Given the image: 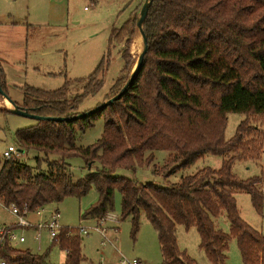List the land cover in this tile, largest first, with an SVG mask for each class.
Wrapping results in <instances>:
<instances>
[{"label": "trees", "instance_id": "obj_1", "mask_svg": "<svg viewBox=\"0 0 264 264\" xmlns=\"http://www.w3.org/2000/svg\"><path fill=\"white\" fill-rule=\"evenodd\" d=\"M138 18L114 27L110 41L129 43ZM144 31L148 38L144 62L118 100L85 118L36 120L16 132L18 147L39 151L45 158H38L37 166L21 158L4 159L1 203L34 212L69 197L81 199L96 188L98 201L81 218L99 220L115 210L120 192L121 219L131 218L134 233L140 229L142 213L157 231L161 264H198L179 247L177 225L197 229L200 248L212 264H227L232 238L237 239L243 264H264V234L242 218L235 197L236 192L248 193L262 215L264 192L258 186L262 178L243 180L233 172L236 160L261 157L264 130L247 119L233 138L225 139L230 113L264 117V0H153ZM122 54L127 58L125 50ZM104 62L88 78L84 95L99 90ZM128 79L117 81L112 96ZM4 82L0 69L3 91ZM82 100L83 96L68 100L65 87L27 88L20 106L41 116L72 117ZM102 116L101 137L92 145H78L77 132L85 133ZM157 150L170 152L162 168L171 169L167 174L192 166L206 154L230 157L219 169L206 167L168 187L113 175L119 168L136 171L151 165ZM50 155L59 159L51 161ZM77 157L87 173L73 169L70 160ZM43 159L46 170L41 169ZM223 212L230 234L214 222ZM58 244L66 252L60 264L86 261L83 237L76 230L61 229ZM0 256L9 264H53L48 252L34 254L7 241L0 242Z\"/></svg>", "mask_w": 264, "mask_h": 264}, {"label": "rangeland", "instance_id": "obj_2", "mask_svg": "<svg viewBox=\"0 0 264 264\" xmlns=\"http://www.w3.org/2000/svg\"><path fill=\"white\" fill-rule=\"evenodd\" d=\"M145 1L0 0V69L5 73L4 92H7L16 104L21 105L27 88L55 91L65 87L68 100L83 96L78 107L72 111L75 115L103 104L118 89L117 81L131 76L144 48L143 37L137 27L134 28V33L130 34L129 43L125 40L122 43L114 40L111 42L112 29L123 26L134 16L139 17ZM122 50L127 52V58L123 57ZM103 60L105 69L100 75L102 85L98 91L84 95L89 84L88 78ZM4 100L8 99L0 94L1 104H4ZM8 102L9 100L6 103ZM9 107L13 108V105ZM11 108L0 105V169L4 162V151L10 145H18L16 132L37 122L33 118L12 113ZM247 119L251 125L264 130V117L230 113L225 139L233 138L239 124ZM104 127L105 119L102 116L85 133L78 131V145L86 147L94 144L101 137ZM154 155L155 159L151 165L140 166L136 171L119 168L113 175L134 179L140 183L155 182L159 186L168 187L206 167L219 169L223 161L230 157L206 154L192 166L176 168L167 174L171 169L162 168L167 163L170 152L157 150ZM38 158L45 157L36 150L24 151L21 157L29 166H37ZM49 159L58 160L59 156L50 155ZM70 163L78 174L87 173L82 158H73ZM41 169H47L44 159ZM233 172L243 180L260 176L262 181L258 186L264 192V142L258 160H236ZM235 197L242 218L264 234V207L263 214L260 215L254 209L248 193L236 192ZM98 198V191L93 188L81 199L69 197L47 208L59 211L58 220L61 226L93 229L97 226V220H82L81 213L95 204ZM121 201V193L117 192L115 210L111 212L116 218L107 222V237L110 241L97 231L82 236L83 254L86 257L82 264H123L124 261L135 258L141 259L145 264H161L163 256L157 231L142 213L140 229L134 233L131 218L121 219ZM15 222L17 223V217L0 202V227L3 224L16 226ZM214 222L219 229L230 234V221L225 212L214 219ZM176 233L181 250L186 251L198 264H212L200 248V236L195 227L187 229L184 225H177ZM25 234L27 241L15 242L14 247L30 249L34 254L48 252V261L53 264L65 261L66 252L59 247L57 239L51 241L44 233L39 248V242L34 240L33 232L26 231ZM6 263L9 264L7 261ZM227 264H243L235 238L229 242Z\"/></svg>", "mask_w": 264, "mask_h": 264}, {"label": "built area", "instance_id": "obj_3", "mask_svg": "<svg viewBox=\"0 0 264 264\" xmlns=\"http://www.w3.org/2000/svg\"><path fill=\"white\" fill-rule=\"evenodd\" d=\"M24 150H22L17 145H10L4 151L3 157L6 160H9L13 157L21 158ZM1 202V201H0ZM9 211L17 217L16 226H1L0 227V242L7 241L9 244L13 245L15 242L24 243L27 241V237L25 232L31 231L33 232V237L36 242H39V248L41 247V239L43 234L46 233L51 241L57 239L58 235L65 226H61L59 223V211L49 209L47 207H42L34 212H29L27 209H24L22 212L21 209L12 204L7 207ZM28 215H35L38 219L36 221H32L28 218ZM116 216H114L111 212L108 213L103 218L97 220V226L93 229L88 227H79V228H70V230H76L77 233L81 236L89 235L92 231H97L101 233L103 236L110 241L107 237L109 227L107 226V222L115 220ZM116 230V228H115ZM21 231V233H18ZM0 264H7L6 260L0 256ZM123 264H143L140 259H133L124 261Z\"/></svg>", "mask_w": 264, "mask_h": 264}, {"label": "water", "instance_id": "obj_4", "mask_svg": "<svg viewBox=\"0 0 264 264\" xmlns=\"http://www.w3.org/2000/svg\"><path fill=\"white\" fill-rule=\"evenodd\" d=\"M153 0H146L140 10V16L138 18L137 21V27L143 37V43H144V48L142 53L139 56L138 62L136 64V67L134 69V71L132 72L131 76L129 77V79L127 80V82L125 83V85L122 87V89L113 97H111L110 99H108L107 101H105L103 104L97 106L96 108L85 112L83 114H78L72 117H66V116H41L39 114L33 113L31 111H29V109L27 108H23L20 105L16 104L9 96L7 93H5L2 90L1 84H0V93L7 98L10 103L13 105V108H11V112L21 115V116H25V117H29V118H33L35 120H54V121H69V120H75V119H80V118H85L87 116H90L94 113H96L97 111H99L100 109L105 108L106 106L112 104L113 102H115L116 100H118L124 93L125 91L128 89L129 85L132 83L135 75L137 74V72L140 70L143 62H144V58L146 55V52L148 50V38L146 36V33L144 31V22L146 21V18L148 16V12H149V8L152 4Z\"/></svg>", "mask_w": 264, "mask_h": 264}, {"label": "crops", "instance_id": "obj_5", "mask_svg": "<svg viewBox=\"0 0 264 264\" xmlns=\"http://www.w3.org/2000/svg\"><path fill=\"white\" fill-rule=\"evenodd\" d=\"M96 1H98V0H96ZM8 100H4L3 101V103L4 104H1L2 102H0V105H4V107L5 108H11V107H9V106H7V102ZM10 102V101H9ZM28 218L30 219V220H32V221H36L38 218L37 217H35L34 215H28ZM16 223V222H15ZM14 223V224H15ZM3 226H10V225H8V224H3ZM65 259H66V256H65ZM141 260V259H140ZM64 262V261H63ZM141 262L143 263V264H145V262H143L142 260H141Z\"/></svg>", "mask_w": 264, "mask_h": 264}, {"label": "bare ground", "instance_id": "obj_6", "mask_svg": "<svg viewBox=\"0 0 264 264\" xmlns=\"http://www.w3.org/2000/svg\"><path fill=\"white\" fill-rule=\"evenodd\" d=\"M10 105H11V103L8 102L7 106H10Z\"/></svg>", "mask_w": 264, "mask_h": 264}]
</instances>
